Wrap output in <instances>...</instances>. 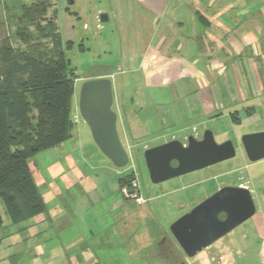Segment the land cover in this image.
Returning a JSON list of instances; mask_svg holds the SVG:
<instances>
[{
	"label": "rangeland",
	"instance_id": "obj_1",
	"mask_svg": "<svg viewBox=\"0 0 264 264\" xmlns=\"http://www.w3.org/2000/svg\"><path fill=\"white\" fill-rule=\"evenodd\" d=\"M34 1L0 0V47L4 39H8L13 49L25 48L15 36L16 17L22 5ZM48 1L51 8L47 18L52 20L55 13L65 58L70 61L71 68H75L77 76L71 110V117H76V121L71 140L28 160L45 203V212L30 221L11 225L0 202L3 219L0 264H235L236 260L240 264H259L256 244L251 242L249 250L242 252L243 242H246L243 237L254 232L249 220L192 258L180 251L170 255L165 249L160 253L159 243L160 238L170 235L172 223L226 185L246 187L256 209L254 215L264 216V159L249 162L240 143L245 134L264 132L263 112H258L259 116L252 120L241 117L239 126L223 118L197 127L193 137H199L204 128L207 129L203 132L212 130L216 143L229 140L236 146V156L152 184L144 151L171 140L185 142L192 136L191 127L189 130L183 128L187 127L186 121L173 124L167 118L172 113L169 88L149 89L140 73L124 69L128 68L124 67L127 64L132 68L135 63H127L122 54L121 34L123 29H128L123 22L127 15L109 14V0H75L72 4L69 0ZM102 9L107 13L102 14L109 18L103 23L100 22L102 14L98 13ZM40 24L42 27L45 22ZM29 31L38 39L33 28ZM67 42H71V48L66 47ZM102 74H112L116 91L117 82L124 85L126 94L139 87L142 99L151 102L145 109L135 111L139 120L133 127L127 122L123 126L117 123L120 141L129 155L124 168L114 167L102 155L78 111L81 84ZM115 108L112 104L114 112ZM130 174L138 182L144 203L122 195L118 179ZM68 241L73 245L65 250L64 243ZM237 252L243 255L238 257ZM231 257L235 259L232 261Z\"/></svg>",
	"mask_w": 264,
	"mask_h": 264
},
{
	"label": "crops",
	"instance_id": "obj_2",
	"mask_svg": "<svg viewBox=\"0 0 264 264\" xmlns=\"http://www.w3.org/2000/svg\"><path fill=\"white\" fill-rule=\"evenodd\" d=\"M107 5L109 14L127 15L122 54L135 63L124 69L140 73L149 89L169 88L171 123L186 121L183 128L191 127L192 135L223 118L239 126L242 118L252 120L261 111L264 116V0H109ZM97 77L113 83L118 125L133 127L139 120L135 111L151 102L142 99L139 87L126 94L117 82V93L112 74ZM249 221L254 232L243 237L242 252L256 244V259L264 264V216L257 213ZM64 245L69 250L73 242Z\"/></svg>",
	"mask_w": 264,
	"mask_h": 264
},
{
	"label": "trees",
	"instance_id": "obj_3",
	"mask_svg": "<svg viewBox=\"0 0 264 264\" xmlns=\"http://www.w3.org/2000/svg\"><path fill=\"white\" fill-rule=\"evenodd\" d=\"M50 8L48 0L22 5L15 36L25 48L13 49L8 39L0 47V202L11 225L45 212L28 160L73 137L77 76L65 58L55 13L47 18ZM31 28L41 41L33 38ZM133 180L127 175L119 180L120 187Z\"/></svg>",
	"mask_w": 264,
	"mask_h": 264
},
{
	"label": "water",
	"instance_id": "obj_4",
	"mask_svg": "<svg viewBox=\"0 0 264 264\" xmlns=\"http://www.w3.org/2000/svg\"><path fill=\"white\" fill-rule=\"evenodd\" d=\"M72 3L73 0H69V4ZM107 20L106 15H100L101 23ZM112 104L110 79L95 78L81 84L78 111L90 130L94 144L114 167L124 168L129 162V155L120 141L117 115L112 110ZM241 145L249 162L264 159V132L243 135ZM235 156L234 144L229 140L216 143L209 130L203 133L201 140L189 136L186 146L178 140H171L148 148L143 154L152 184L201 170ZM255 212L252 197L246 188L223 187L172 223L169 231L183 253L192 258L252 218ZM220 214L225 215L224 220L218 218Z\"/></svg>",
	"mask_w": 264,
	"mask_h": 264
},
{
	"label": "flooded vegetation",
	"instance_id": "obj_5",
	"mask_svg": "<svg viewBox=\"0 0 264 264\" xmlns=\"http://www.w3.org/2000/svg\"><path fill=\"white\" fill-rule=\"evenodd\" d=\"M204 133V132H203ZM203 133L199 136V137H194L196 140H201L202 139V136H203ZM187 140H188V138L185 140V142H181L184 146H186L187 145ZM169 142V141H168ZM165 143H167V142H165ZM223 143V142H222ZM240 143H241V140H240ZM162 144H164V143H162ZM218 144H220V143H218ZM161 145V144H160ZM158 146V145H157ZM242 146V145H241ZM155 147V146H154ZM234 147H235V149H236V146L234 145ZM152 148V147H151ZM242 149H243V147H242ZM244 151V150H243ZM244 153V152H243ZM244 155H245V153H244ZM245 158H246V155H245ZM247 159V158H246ZM172 165L173 166H176V163L175 162H172ZM223 187H241V188H246V187H243V186H240V185H226V186H223ZM223 187H221V188H223ZM221 188H219V189H221ZM218 189V190H219ZM247 189V188H246ZM218 190H216V191H218ZM248 190V189H247ZM215 191V192H216ZM249 191V190H248ZM214 192V193H215ZM213 193V194H214ZM211 196V195H210ZM208 198V197H207ZM205 200V199H204ZM203 201V200H202ZM201 201V202H202ZM201 202H199V203H201ZM198 203V204H199ZM198 204H196V205H194V207L195 206H197ZM194 207H192L188 212H190ZM188 212H186V213H188ZM185 213V214H186ZM218 218L220 219V220H224L225 219V215H223V214H220L219 216H218ZM245 223V222H244ZM242 225V224H241ZM239 227V226H238ZM226 236V235H225ZM223 238V237H222ZM220 240V239H219ZM218 240V241H219ZM217 242V241H216ZM215 242V243H216ZM214 244V243H213ZM212 244V245H213ZM211 246V245H210ZM209 246V247H210ZM209 247H207V248H209ZM159 248H160V253H163V252H161V251H163V250H165L166 249V251H167V253H169L170 255H174V252L176 251H180V252H182L183 253V251L181 250V248L179 247V245L177 244V242H176V240L173 238V236L170 234V235H168V236H166V237H162V238H160V243H159ZM204 250V249H203Z\"/></svg>",
	"mask_w": 264,
	"mask_h": 264
},
{
	"label": "built area",
	"instance_id": "obj_6",
	"mask_svg": "<svg viewBox=\"0 0 264 264\" xmlns=\"http://www.w3.org/2000/svg\"><path fill=\"white\" fill-rule=\"evenodd\" d=\"M76 121V117L73 118V123H75ZM121 192L122 195L126 198V199H134L137 202H141L144 203V200L142 199V197L140 196L139 193V185L137 180H133L130 182V185L128 186H122L121 187Z\"/></svg>",
	"mask_w": 264,
	"mask_h": 264
}]
</instances>
